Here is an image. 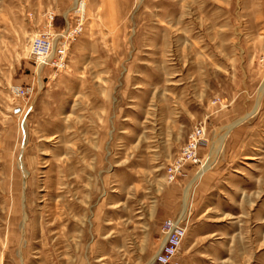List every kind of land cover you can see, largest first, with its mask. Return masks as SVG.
I'll use <instances>...</instances> for the list:
<instances>
[{
	"label": "rangeland",
	"instance_id": "374dc122",
	"mask_svg": "<svg viewBox=\"0 0 264 264\" xmlns=\"http://www.w3.org/2000/svg\"><path fill=\"white\" fill-rule=\"evenodd\" d=\"M169 223L174 264H264V0H0V264H151Z\"/></svg>",
	"mask_w": 264,
	"mask_h": 264
},
{
	"label": "built area",
	"instance_id": "2783aa9c",
	"mask_svg": "<svg viewBox=\"0 0 264 264\" xmlns=\"http://www.w3.org/2000/svg\"><path fill=\"white\" fill-rule=\"evenodd\" d=\"M197 141L190 144L186 149V153L196 155ZM173 173V172H172ZM167 240L163 245L160 253L156 256L155 260L151 264H174V258L177 254L179 247L181 246L186 234V230L174 223H169L166 229Z\"/></svg>",
	"mask_w": 264,
	"mask_h": 264
},
{
	"label": "bare ground",
	"instance_id": "6f19581e",
	"mask_svg": "<svg viewBox=\"0 0 264 264\" xmlns=\"http://www.w3.org/2000/svg\"><path fill=\"white\" fill-rule=\"evenodd\" d=\"M39 62V61H38Z\"/></svg>",
	"mask_w": 264,
	"mask_h": 264
}]
</instances>
